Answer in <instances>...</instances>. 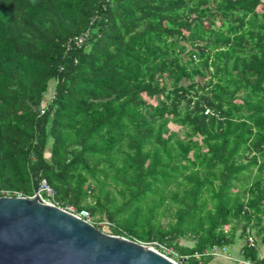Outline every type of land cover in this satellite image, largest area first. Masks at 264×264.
Instances as JSON below:
<instances>
[{
	"label": "trees",
	"instance_id": "16d2710c",
	"mask_svg": "<svg viewBox=\"0 0 264 264\" xmlns=\"http://www.w3.org/2000/svg\"><path fill=\"white\" fill-rule=\"evenodd\" d=\"M42 179L183 264L264 260V0H0V196Z\"/></svg>",
	"mask_w": 264,
	"mask_h": 264
},
{
	"label": "water",
	"instance_id": "95a60500",
	"mask_svg": "<svg viewBox=\"0 0 264 264\" xmlns=\"http://www.w3.org/2000/svg\"><path fill=\"white\" fill-rule=\"evenodd\" d=\"M0 264H181L44 199L0 196Z\"/></svg>",
	"mask_w": 264,
	"mask_h": 264
},
{
	"label": "built area",
	"instance_id": "2783aa9c",
	"mask_svg": "<svg viewBox=\"0 0 264 264\" xmlns=\"http://www.w3.org/2000/svg\"><path fill=\"white\" fill-rule=\"evenodd\" d=\"M90 34V29L86 30L84 33L75 36L74 38H72L70 40V42L68 43V48L71 47V45L73 44L76 47H82L83 44L85 43L87 37ZM206 113H210V110L207 109ZM35 193H39L42 197L43 195H46L49 199H46L47 201L54 203L53 201H51L50 199H52L55 195V190L52 188V186L48 183V181L46 179H42L37 183L36 186V190ZM45 199V198H44ZM56 204V203H54ZM57 205V204H56ZM66 209L70 212H73L89 221H91V216L89 214L88 211L84 210L81 212H76L75 208L73 206H68L66 207ZM92 222V221H91ZM246 242L248 243L249 246L255 247L257 245L256 241H255V237L253 235H249L246 238ZM218 246H215L212 250H211V254L212 255H217L218 252ZM225 247H223L224 249ZM246 264H255L254 262L250 261V260H246L245 261ZM259 264H264V260H262Z\"/></svg>",
	"mask_w": 264,
	"mask_h": 264
},
{
	"label": "rangeland",
	"instance_id": "374dc122",
	"mask_svg": "<svg viewBox=\"0 0 264 264\" xmlns=\"http://www.w3.org/2000/svg\"><path fill=\"white\" fill-rule=\"evenodd\" d=\"M54 88H55V81L52 80L50 82V85H49V89H48V93L47 94L52 95L53 92H54ZM170 126L172 127V129H175V130L180 129V126L175 125V124H172V123L170 124ZM47 156H49V155H47ZM101 224H102V227H103L102 230L110 233L109 223L108 222H102ZM238 231L240 232V230H238ZM242 240L243 239H241V238H237L236 242L233 245H231V247L229 249V252L234 257H236L237 259H242L243 258V256L239 252V248L236 247V246H239L240 245V243L242 242ZM180 243L182 245L191 246V245H193L194 241L193 240H188V239H181L180 240ZM146 244L149 245V246H151V247H153L154 249L158 250L159 252L163 253L164 255H166L168 257H170L169 256V255H171L170 253H175L174 250L172 249V247L166 248V247H163V246H161V245H159L157 243H154V242L153 243H146ZM170 258L173 259V260H175L178 263L183 264L182 262H180L178 260V258L176 256H172ZM186 259L187 258H185V257L182 258L183 262H185Z\"/></svg>",
	"mask_w": 264,
	"mask_h": 264
},
{
	"label": "crops",
	"instance_id": "0c3cea01",
	"mask_svg": "<svg viewBox=\"0 0 264 264\" xmlns=\"http://www.w3.org/2000/svg\"><path fill=\"white\" fill-rule=\"evenodd\" d=\"M245 240L243 239L242 242L240 243L239 246H236L239 248L240 254L243 256L242 252V246L244 244ZM233 245V244H232ZM257 246H258V257L261 259H264V243L260 238L257 237ZM231 245L218 248L217 255H213V259L211 260L210 264H246L245 261L247 259L243 258L242 259H237L234 257L230 252Z\"/></svg>",
	"mask_w": 264,
	"mask_h": 264
}]
</instances>
